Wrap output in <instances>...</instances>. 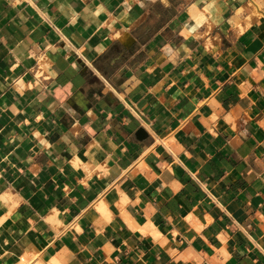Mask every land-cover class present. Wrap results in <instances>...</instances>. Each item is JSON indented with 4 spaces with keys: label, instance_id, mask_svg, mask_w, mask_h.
Masks as SVG:
<instances>
[{
    "label": "crops",
    "instance_id": "crops-1",
    "mask_svg": "<svg viewBox=\"0 0 264 264\" xmlns=\"http://www.w3.org/2000/svg\"><path fill=\"white\" fill-rule=\"evenodd\" d=\"M0 264H264V0H0Z\"/></svg>",
    "mask_w": 264,
    "mask_h": 264
},
{
    "label": "water",
    "instance_id": "water-1",
    "mask_svg": "<svg viewBox=\"0 0 264 264\" xmlns=\"http://www.w3.org/2000/svg\"><path fill=\"white\" fill-rule=\"evenodd\" d=\"M136 135H137L138 138H141V136H144L145 134H144L143 130L140 128V129L137 131Z\"/></svg>",
    "mask_w": 264,
    "mask_h": 264
}]
</instances>
